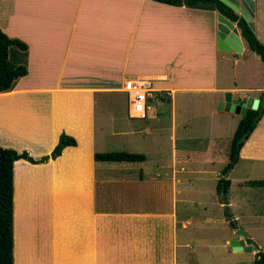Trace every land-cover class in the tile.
I'll use <instances>...</instances> for the list:
<instances>
[{
    "label": "crops",
    "instance_id": "1",
    "mask_svg": "<svg viewBox=\"0 0 264 264\" xmlns=\"http://www.w3.org/2000/svg\"><path fill=\"white\" fill-rule=\"evenodd\" d=\"M218 12L154 0H0L1 29L28 45V74L0 92V145L27 151L35 160L14 165L15 264L243 263L247 251H218L212 261L197 251L208 247L202 229L211 216L179 217L180 197L188 188L181 186V173L189 171L192 143L184 132L178 134L177 94H214L212 103L218 104L228 90L244 100L261 97L264 90V85L255 91L217 85L220 63L239 65L241 56L253 51L243 36L240 57L218 49ZM195 14L205 15L206 23H192ZM255 20L264 24V0H256ZM258 37L264 43V32ZM10 56L16 64L25 58L17 50ZM198 63L205 67L198 81L203 85L193 81ZM143 78L154 79L170 95L172 160L159 159L155 170L148 157L95 160L96 152L117 150L101 149L104 141L126 136L130 143L151 131L129 122L106 128L102 138L97 133L99 107L107 106L111 113L104 114L114 116L119 91L128 94L126 82ZM63 132L78 143L54 159L50 155ZM44 156L50 157L36 162ZM240 156L264 161V115ZM224 161L221 154L213 164ZM25 175L44 185L45 207L16 205L18 181ZM50 213L46 234L43 215ZM234 238L226 237L225 245ZM252 253L254 264L257 253Z\"/></svg>",
    "mask_w": 264,
    "mask_h": 264
},
{
    "label": "rangeland",
    "instance_id": "2",
    "mask_svg": "<svg viewBox=\"0 0 264 264\" xmlns=\"http://www.w3.org/2000/svg\"><path fill=\"white\" fill-rule=\"evenodd\" d=\"M239 16L241 15L239 14ZM206 20L205 15L195 14L192 23L196 25L205 24ZM263 26L264 24L260 23L259 20L257 22L255 20V32L258 36L260 34L263 35ZM198 27L201 28L203 25ZM239 29L241 31L240 27ZM235 54L239 56L241 53ZM241 57L243 60L239 65L220 63L217 85L237 86L240 88L253 87L254 91L263 87L261 85H264V62L260 56L253 51H247ZM200 65L201 63H198V66L195 65L197 71V73H194L197 74V77L193 80L195 85H203L198 81H200L199 76L202 75L205 67L202 68ZM152 88L153 91L149 99V116L146 119L129 117L128 94L124 91H119L117 98L114 100L116 114L107 116L104 112L108 109L110 110V108L105 106L101 109L99 107L96 124L99 138L104 136L106 128H112V126L116 128L123 127V124L129 122L130 124L148 127L151 131L141 132L139 138L133 139L130 143L127 142L126 136H117L108 142L104 141L101 149L143 153L148 157L149 164H152L155 170L159 169L157 166L159 159L167 162L172 160L174 148L171 137L173 132V111L171 112L170 95L166 91L159 89V87L157 88V81H152ZM263 93L264 90L259 93V96H262ZM212 95L215 96L214 94ZM212 95L202 92L179 93L175 99L176 118L180 126L178 134L181 136L180 134L184 132L191 137L189 138V143H192L190 146L191 162L187 164L189 171L181 173V186L188 188L180 197L179 217L181 218L186 213L196 217L198 214L211 216V218H208L211 223L207 225L208 227L202 229L203 235L209 239L206 241L208 247H197V251L200 254H209L210 258L208 260L210 261L215 258L216 254L218 255V251L233 250L230 245L231 239L225 245L226 237H231V235L238 237L235 229L229 223V217L224 208L226 202H222V193L220 194L217 191V182L220 177L226 176V173L225 175L223 174V169L231 160L232 138L239 123V117L234 113L219 110V103H212L214 99L211 98ZM220 96L225 97V94L222 93ZM180 142L182 141H179V144ZM221 154L225 158L224 163L222 165L213 164V161L219 159ZM145 164L142 166L143 168ZM216 167H218V170ZM229 169H231V172L227 177L232 180V186L227 195L230 205V216L237 217L240 226L249 227L247 232L259 246V249L254 247L253 251H247L241 257L243 260L242 264H252L251 258H254L252 252L256 254L257 250L258 252L264 251V187L252 186L248 181L264 180V161L240 157L239 161ZM29 182H32L34 187L28 184ZM17 189L16 197H18V202H16V205H18V208H21L23 204H28V202L33 207L46 206L47 198L43 194L44 185L38 187L36 180H32L25 175V178H20L18 181ZM185 198H189L193 203H186ZM43 218L46 226L42 230H45L47 234V221L51 218V213L50 217L43 215ZM219 218L225 221V225Z\"/></svg>",
    "mask_w": 264,
    "mask_h": 264
},
{
    "label": "trees",
    "instance_id": "3",
    "mask_svg": "<svg viewBox=\"0 0 264 264\" xmlns=\"http://www.w3.org/2000/svg\"><path fill=\"white\" fill-rule=\"evenodd\" d=\"M175 6L186 5L193 8H205L217 10L237 22L241 28V34L247 41L250 49L255 51L264 62V43L259 39L255 31H252L247 22L242 19L239 21V14L228 7L220 0H154ZM17 50L25 56L21 64H16L11 60V52ZM28 45L19 38H13L7 35L0 27V92L12 90L16 82L23 76L28 74L26 64V56ZM258 110L249 109L245 116L241 117L236 131L232 138L230 162L224 167L223 174L232 167V161L236 159V163L240 159V155L236 157L237 141L251 127L254 116ZM146 119V118H145ZM258 125V124H257ZM257 127V126H256ZM253 128V131L256 129ZM250 137V136H249ZM249 139V138H248ZM77 140L65 132L60 135L59 142L51 153L52 158H57L68 146H76ZM246 143V142H245ZM245 143L241 145V149ZM95 160L108 162H138L145 161L147 156L143 153L129 151H107L96 152ZM19 159L31 160V155L27 151L19 152L13 148H6L0 145V264H15L14 256V165ZM248 183L252 186L264 187V180H250ZM232 186L230 177L222 176L217 182V191L221 194L224 191L222 202L229 203L227 197ZM254 264H264V251L257 252Z\"/></svg>",
    "mask_w": 264,
    "mask_h": 264
},
{
    "label": "water",
    "instance_id": "4",
    "mask_svg": "<svg viewBox=\"0 0 264 264\" xmlns=\"http://www.w3.org/2000/svg\"><path fill=\"white\" fill-rule=\"evenodd\" d=\"M235 12L241 15L252 31L256 30L255 27V10L256 0H220ZM218 38L217 46L221 51L242 53L244 51V42L239 26L225 16L223 13L218 12ZM249 109L258 110V113L252 120L251 127L243 134L237 141V148L241 150V145L247 142L249 136L253 132V128L257 126L264 115V93L261 97L250 96L246 100L234 97L233 92H225V98L219 102V110H224L237 115L245 116ZM240 155V151L236 152V157ZM50 156H44L36 162H45ZM31 161H35L31 158ZM236 163V159L232 161V166ZM228 172V173H227ZM226 172V177L230 174L231 169ZM222 191V196L224 195ZM225 211L229 217V223L235 229L237 238L230 241V245L234 251H253L254 247L259 249L257 243L250 237L247 230L240 226L238 219L235 216H230L229 203L224 204Z\"/></svg>",
    "mask_w": 264,
    "mask_h": 264
},
{
    "label": "built area",
    "instance_id": "5",
    "mask_svg": "<svg viewBox=\"0 0 264 264\" xmlns=\"http://www.w3.org/2000/svg\"><path fill=\"white\" fill-rule=\"evenodd\" d=\"M129 96V115L132 118L145 119L149 116V99L153 88L149 79H136L126 82Z\"/></svg>",
    "mask_w": 264,
    "mask_h": 264
},
{
    "label": "flooded vegetation",
    "instance_id": "6",
    "mask_svg": "<svg viewBox=\"0 0 264 264\" xmlns=\"http://www.w3.org/2000/svg\"><path fill=\"white\" fill-rule=\"evenodd\" d=\"M242 20V18H241V16L239 17V21H241ZM237 23V22H236Z\"/></svg>",
    "mask_w": 264,
    "mask_h": 264
}]
</instances>
